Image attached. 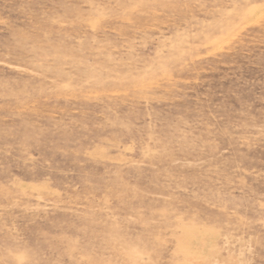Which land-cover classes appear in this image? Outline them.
Segmentation results:
<instances>
[{"label": "rangeland", "instance_id": "1", "mask_svg": "<svg viewBox=\"0 0 264 264\" xmlns=\"http://www.w3.org/2000/svg\"><path fill=\"white\" fill-rule=\"evenodd\" d=\"M0 264H264V0H0Z\"/></svg>", "mask_w": 264, "mask_h": 264}]
</instances>
